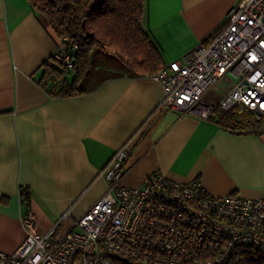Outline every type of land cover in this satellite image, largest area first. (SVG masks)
Returning a JSON list of instances; mask_svg holds the SVG:
<instances>
[{"label":"crops","instance_id":"obj_1","mask_svg":"<svg viewBox=\"0 0 264 264\" xmlns=\"http://www.w3.org/2000/svg\"><path fill=\"white\" fill-rule=\"evenodd\" d=\"M239 1L144 0L141 24L166 64L210 39ZM60 41L28 0H0V252L23 241L27 209L37 236L57 221L56 236L72 229L105 193L101 173L119 148L125 185L159 171L178 181L198 178L217 196L264 197V133H231L165 108L151 75L125 73L84 93L50 96L36 81Z\"/></svg>","mask_w":264,"mask_h":264},{"label":"built area","instance_id":"obj_2","mask_svg":"<svg viewBox=\"0 0 264 264\" xmlns=\"http://www.w3.org/2000/svg\"><path fill=\"white\" fill-rule=\"evenodd\" d=\"M64 48L61 40L49 62L70 64L60 55ZM151 76L163 87L165 108L206 120L234 106L264 115V0H240L207 42ZM223 81L222 96L207 102ZM125 159L123 148L112 155L101 173L105 193L61 236L59 221L37 236L33 213L21 214L24 239L0 252V264H227L240 245L264 253V197L217 196L198 178L178 181L159 171L125 185Z\"/></svg>","mask_w":264,"mask_h":264},{"label":"trees","instance_id":"obj_3","mask_svg":"<svg viewBox=\"0 0 264 264\" xmlns=\"http://www.w3.org/2000/svg\"><path fill=\"white\" fill-rule=\"evenodd\" d=\"M33 9L47 16L68 56L70 64L43 62L36 83L50 96L68 97L84 93L113 77L153 75L164 64L161 51L142 27L144 0H28ZM65 39V40H64ZM209 39L204 40L203 43ZM122 63L112 70L109 58ZM94 62L103 63L95 66ZM93 79L92 83L81 86ZM228 85L223 81L220 86ZM209 121L235 134L264 133V115L248 109H215ZM234 193V192H233ZM25 207L29 192L22 191ZM115 264H122L115 261ZM227 264H264V253L252 245L238 246Z\"/></svg>","mask_w":264,"mask_h":264},{"label":"rangeland","instance_id":"obj_4","mask_svg":"<svg viewBox=\"0 0 264 264\" xmlns=\"http://www.w3.org/2000/svg\"><path fill=\"white\" fill-rule=\"evenodd\" d=\"M109 60L111 61V64H109V66H110V68L112 70L122 69V63L117 60V57H116V59L109 58ZM94 63H95V65H93V67H95V66H102L103 65V63H100V62H94ZM93 81L94 80L91 79L90 81H87V83L81 84V86H85V85H87L89 83H92ZM222 86L223 85H221V86L220 85H217L216 87H214L213 89H211L207 93V95L205 97V100L207 102H209V103H212V102L217 101V99H219L222 96V94H223Z\"/></svg>","mask_w":264,"mask_h":264},{"label":"water","instance_id":"obj_5","mask_svg":"<svg viewBox=\"0 0 264 264\" xmlns=\"http://www.w3.org/2000/svg\"><path fill=\"white\" fill-rule=\"evenodd\" d=\"M255 113H256L257 115H261V113H260L259 111H255Z\"/></svg>","mask_w":264,"mask_h":264},{"label":"snow or ice","instance_id":"obj_6","mask_svg":"<svg viewBox=\"0 0 264 264\" xmlns=\"http://www.w3.org/2000/svg\"><path fill=\"white\" fill-rule=\"evenodd\" d=\"M262 107H264V105H262Z\"/></svg>","mask_w":264,"mask_h":264}]
</instances>
